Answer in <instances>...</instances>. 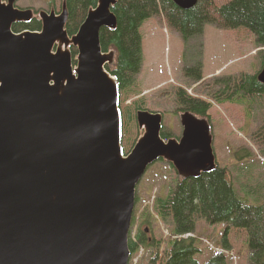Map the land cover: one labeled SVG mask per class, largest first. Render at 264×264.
<instances>
[{
    "label": "water",
    "instance_id": "water-1",
    "mask_svg": "<svg viewBox=\"0 0 264 264\" xmlns=\"http://www.w3.org/2000/svg\"><path fill=\"white\" fill-rule=\"evenodd\" d=\"M17 1L0 0V264H128L137 184L158 160L181 179L214 171L210 122L183 110L181 136L163 138L162 113L138 109L125 154L115 51L100 44L117 0H97L73 35L66 0L39 11V31H13L34 16Z\"/></svg>",
    "mask_w": 264,
    "mask_h": 264
},
{
    "label": "trees",
    "instance_id": "trees-1",
    "mask_svg": "<svg viewBox=\"0 0 264 264\" xmlns=\"http://www.w3.org/2000/svg\"><path fill=\"white\" fill-rule=\"evenodd\" d=\"M96 2L97 0H66V30L69 35L77 31L87 10L94 7ZM111 10L116 16L117 28L113 31L102 28L100 44L103 51H115V63L106 66V69L118 83L122 130L127 141L131 139V135H137L135 112L142 109L144 102L124 104L133 95L135 77L140 71L139 27L143 20L150 17L161 18L184 41L199 35L207 23L224 29L242 27L254 34L257 49L264 48V0H228L222 4H217L214 0H198L194 7L187 10L177 7L172 0H117ZM37 25L39 24L18 23L13 25V31L17 32L20 28L34 29ZM184 73L193 83L203 82L199 66L186 67ZM205 88L210 90V99L217 103L245 99L248 104L249 100L254 101L255 98L264 99V85L258 81L257 73H243L236 77L220 76L213 81V88L206 85ZM170 97L176 110H189L208 117L210 100L192 97L181 87H176ZM162 136L166 137L167 134L163 132ZM250 140L264 157V114L259 125L250 134ZM235 155L237 159L251 157L245 149L234 153L236 158ZM169 168L174 176L168 191L165 195L155 197L151 210L159 220L169 222L174 237L182 238L169 240L165 249L160 251L157 242L146 240L144 232H139L135 240L128 239L131 253L151 248L147 264H200L194 257L198 252L195 238L183 236L194 233L197 220H203L211 226L224 224L225 234L233 229L236 230L234 235L242 238L245 235L248 264H264V194L260 199H251L248 194L239 195L226 167L218 166L208 174L190 179L179 178L172 165ZM225 242L227 239L224 238L223 248H226ZM205 264H227V257L218 252Z\"/></svg>",
    "mask_w": 264,
    "mask_h": 264
},
{
    "label": "rangeland",
    "instance_id": "rangeland-1",
    "mask_svg": "<svg viewBox=\"0 0 264 264\" xmlns=\"http://www.w3.org/2000/svg\"><path fill=\"white\" fill-rule=\"evenodd\" d=\"M214 1L222 4L228 0ZM60 2L61 0H18L16 6L34 11H49L53 7L57 11ZM22 29L24 28L19 30ZM139 33L140 71L135 77L133 95L124 104L144 101L142 109L163 114L161 134H167L163 138H179L182 126L178 116L183 110H176L171 102L172 91L181 87L192 97L210 100L208 117L218 166L228 169L239 195L248 194L251 199H260L264 194V157L251 142L250 134L259 125L264 114V99L255 98L254 101H247L248 104L245 99L217 103L210 99V90L205 88V85L213 88V81L220 76L236 77L243 73L254 75L261 69L264 65V48L256 49L254 34L242 27L224 29L207 23L199 35L184 41L179 33L168 28L159 17L143 20ZM71 51L75 64L76 48L71 47ZM197 66L200 67L203 82L193 83L185 75L184 69ZM134 121L136 124L135 119ZM136 130L137 135H131L129 141L122 130L121 146L125 154L142 133L138 127ZM241 149L248 151L251 157L237 159L235 155V158L234 153ZM173 176L169 163L159 160L147 168L136 186L129 238L135 240L139 232H144L146 240L159 244L160 251L165 249L169 240L177 237L172 235L169 222L159 220L153 213L151 205L156 196L167 193ZM225 232V225L222 223L211 226L203 220H197L194 233L183 237L195 238L198 252L194 257L200 264L208 262L215 252L224 253L227 264H248L247 237L234 235L236 230L233 229L226 234ZM180 238L182 237L177 239ZM224 238L228 242H225L226 248L222 246ZM150 251L151 248H142L131 253L128 264H147Z\"/></svg>",
    "mask_w": 264,
    "mask_h": 264
},
{
    "label": "flooded vegetation",
    "instance_id": "flooded-vegetation-1",
    "mask_svg": "<svg viewBox=\"0 0 264 264\" xmlns=\"http://www.w3.org/2000/svg\"><path fill=\"white\" fill-rule=\"evenodd\" d=\"M62 1V0H61ZM60 5H61V2H60ZM51 9H54L53 7L51 8ZM50 9V10H51ZM49 10V11H50ZM55 10V9H54ZM40 11V10H39ZM39 11H34L33 10V13H34V16H33V18H32V20L30 21V22H28V23H20V25L22 24H24V25H28V24H31V23H38L39 25H37L38 27L37 28H34V29H28V28H24V29H22V30H25V29H27V30H31V31H39L40 29H41V19L39 18V15H38V13H39ZM60 11V8L59 9H57V11L55 10V12L56 13H58ZM22 30H19V31H22ZM19 31H17V32H19Z\"/></svg>",
    "mask_w": 264,
    "mask_h": 264
}]
</instances>
